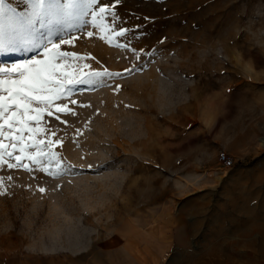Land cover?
<instances>
[{
  "label": "rangeland",
  "instance_id": "obj_1",
  "mask_svg": "<svg viewBox=\"0 0 264 264\" xmlns=\"http://www.w3.org/2000/svg\"><path fill=\"white\" fill-rule=\"evenodd\" d=\"M100 6L118 14L98 17L103 30L74 11L35 38L47 43L51 31L54 43L73 40L60 47L84 57L67 60L73 74L77 65L80 74H124L72 86L77 104L56 103L76 115L53 110L32 122L38 133H24L26 144L30 136L62 140L51 145L59 167L26 157L21 163L32 171L0 167V264H217L226 255L264 264V0ZM117 25L153 57L137 61L118 47L126 37L108 43ZM24 47L0 65L41 58ZM19 147L13 156L22 155ZM221 152L234 158L232 167L219 161Z\"/></svg>",
  "mask_w": 264,
  "mask_h": 264
},
{
  "label": "snow or ice",
  "instance_id": "obj_2",
  "mask_svg": "<svg viewBox=\"0 0 264 264\" xmlns=\"http://www.w3.org/2000/svg\"><path fill=\"white\" fill-rule=\"evenodd\" d=\"M103 0H0V58L5 62L13 60V53L21 51L24 47L25 51L34 53L35 57L30 58L23 63H13L10 67L0 65V167L7 166L8 169L23 168L25 171H32L28 164L21 163L25 157L34 165L41 163V158H47L49 161L56 159L57 165H60V159L55 152L51 151V145L60 144L62 140L57 138L55 141L48 140L47 144L43 140H32L28 138L29 143H25L24 133H38L40 129L32 127L35 121L40 123L41 117L46 113L53 116L55 113H63L64 115H76L73 108L68 107L67 103L63 106L57 104V101L70 100L68 92L70 88L76 84H91L96 78L105 76H122L124 73H110L105 68L102 71L89 70L81 73V69L77 65L76 74L66 71V62L69 58L76 60L84 59L77 56L76 53L61 51V44H72L73 40L61 37L60 43H54L51 39V31L48 34L47 43H41L36 40L37 33L45 28L47 24L52 22V18L61 15L68 16L74 11L81 16H91V26L101 27L103 30V20L97 23V19L110 14L113 20L118 19V14L110 12L109 7L100 6ZM98 7V12L96 8ZM119 30H113L108 43H112L113 39L126 37V42L117 44L118 47L129 51L132 56L139 61L142 56L153 57V49L136 48L133 41L139 43L136 33L129 36L130 28L117 25ZM88 37L93 36L92 31L87 32ZM106 37L102 36L101 39ZM92 59H95L92 57ZM150 62V60L148 61ZM70 67V66H69ZM84 69H90L89 64L83 65ZM134 68L125 69V73H131ZM119 88V85H116ZM72 105H76L77 101L70 100ZM56 120L62 124H67L66 120H61L56 115ZM79 131V130H77ZM52 136L56 135L55 131L51 132ZM4 140L12 143L5 145ZM20 145L19 151L22 155L13 156ZM40 145L48 148L44 151ZM12 151H9L8 148ZM27 147L37 148V153L32 155L26 152ZM14 159L15 163L8 162ZM111 165H100L104 168ZM68 169L72 166L67 165ZM91 167V165H89ZM42 172L48 175H60L61 170L53 173L47 168L41 167ZM11 179V177H9ZM41 192L43 188L39 189Z\"/></svg>",
  "mask_w": 264,
  "mask_h": 264
},
{
  "label": "built area",
  "instance_id": "obj_3",
  "mask_svg": "<svg viewBox=\"0 0 264 264\" xmlns=\"http://www.w3.org/2000/svg\"><path fill=\"white\" fill-rule=\"evenodd\" d=\"M219 161L225 167H232L234 165V158L230 156L227 152H221L218 155Z\"/></svg>",
  "mask_w": 264,
  "mask_h": 264
},
{
  "label": "bare ground",
  "instance_id": "obj_4",
  "mask_svg": "<svg viewBox=\"0 0 264 264\" xmlns=\"http://www.w3.org/2000/svg\"><path fill=\"white\" fill-rule=\"evenodd\" d=\"M213 260V259H212ZM216 261H218V263L217 264H252V263H239V262H236L233 258H232V256L231 257H229V255H226L225 257H223V258H221V259H219V260H216ZM212 264V263H214L215 264V260H214V262L212 261H210L209 262V264ZM208 264V263H207Z\"/></svg>",
  "mask_w": 264,
  "mask_h": 264
}]
</instances>
